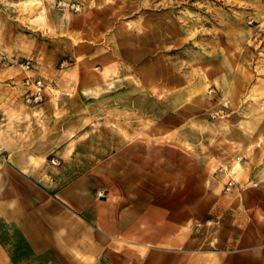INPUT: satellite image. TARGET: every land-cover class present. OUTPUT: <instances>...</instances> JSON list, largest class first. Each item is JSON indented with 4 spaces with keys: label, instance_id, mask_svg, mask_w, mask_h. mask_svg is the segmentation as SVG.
Here are the masks:
<instances>
[{
    "label": "crops",
    "instance_id": "1",
    "mask_svg": "<svg viewBox=\"0 0 264 264\" xmlns=\"http://www.w3.org/2000/svg\"><path fill=\"white\" fill-rule=\"evenodd\" d=\"M53 1L45 0L42 9L62 19H46L41 25L54 35L68 34L67 14L53 10ZM82 14L70 20L81 21ZM92 51L98 52V46L75 49L86 57ZM37 65L27 73L16 69L15 86L0 79V264H264L258 211H211L212 220L206 223L214 226L205 229L209 236L199 229L205 228L200 220L224 180L221 174L203 178L196 193H184V177L192 186V170L206 171L220 164L218 159H200L197 146L186 151L178 145L149 144L150 116L135 112L129 96L133 88L117 81L111 83L116 114L110 117L111 127L106 118L100 126L112 139L99 145L102 84L56 82L49 69ZM25 75L46 84L44 99L36 106L25 107L19 98ZM121 88L127 96L119 104ZM63 91L69 95L55 97ZM119 106L126 108L119 112ZM55 108H60L58 114ZM166 136V130L159 131L158 137ZM230 162L224 166L229 168ZM244 164L247 159H239L242 168ZM234 185L230 196L242 201L257 196L256 190L241 192ZM176 202L191 205L167 204Z\"/></svg>",
    "mask_w": 264,
    "mask_h": 264
},
{
    "label": "rangeland",
    "instance_id": "2",
    "mask_svg": "<svg viewBox=\"0 0 264 264\" xmlns=\"http://www.w3.org/2000/svg\"><path fill=\"white\" fill-rule=\"evenodd\" d=\"M59 3L77 4L80 10ZM43 4L47 6L45 0H0V79L15 86L18 65L30 60L39 69H49L53 81L102 84L99 145L112 139L109 130L100 128L104 118L111 127L110 117L116 114L112 99L115 102L117 93L111 83H128L135 112L150 116L149 144L178 145L186 151L197 146L200 159L214 156L220 163L206 171L192 170V186L184 177V193H196L202 180L216 174L224 180L200 220L205 225L200 231L209 236L205 229L214 226L206 223L212 220L211 211L230 208L258 211L257 223L264 226V0H54L53 10L69 19L65 35H54L41 25L46 19H62L51 18ZM81 14V21L70 20ZM85 44L98 46V52L78 56L76 47ZM123 92L119 89V104L127 96ZM123 108L119 106V112ZM220 109L223 113L216 115ZM159 116L166 117L155 122ZM164 130L167 136L158 137ZM241 158L248 161L243 168ZM228 181L237 183L241 192L256 190L257 196L235 199L230 196L234 183L226 190ZM250 220L254 223L246 217Z\"/></svg>",
    "mask_w": 264,
    "mask_h": 264
},
{
    "label": "built area",
    "instance_id": "3",
    "mask_svg": "<svg viewBox=\"0 0 264 264\" xmlns=\"http://www.w3.org/2000/svg\"><path fill=\"white\" fill-rule=\"evenodd\" d=\"M61 7L70 8L74 12H78L80 10V6L77 4H65V3H59ZM18 68L21 72L27 73L32 68V63L30 60H25L21 62L18 65ZM22 86L24 88V91L22 93V100L23 103L26 106H36L40 104L44 99L46 84L43 79L38 77H33L29 75H25L22 79ZM213 92V90H210L209 93ZM223 110H219L217 114H222ZM232 186V182L228 181L226 190H229Z\"/></svg>",
    "mask_w": 264,
    "mask_h": 264
}]
</instances>
